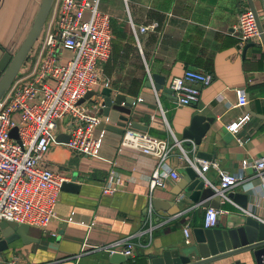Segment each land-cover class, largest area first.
I'll return each instance as SVG.
<instances>
[{
	"label": "crops",
	"instance_id": "1",
	"mask_svg": "<svg viewBox=\"0 0 264 264\" xmlns=\"http://www.w3.org/2000/svg\"><path fill=\"white\" fill-rule=\"evenodd\" d=\"M103 1L101 9L111 15L116 27H121V34L117 36L112 30L111 56L98 72L114 92L135 98L128 122L139 124V128H133L170 143L178 141L189 158L215 161L221 170L235 175L241 172L243 160L264 154V58L259 55L260 40H255V46L243 55L235 30L238 14L249 7L247 0ZM252 2L264 33V0ZM37 3L38 0H0V56L2 49H12L19 43ZM129 19L135 26L157 24L154 29L138 34L141 51ZM34 62L32 54L20 72L31 73L28 66L33 67ZM188 68L210 72L213 76L211 84L200 87L195 104L179 106L173 94L166 95L144 85L147 74L154 72L165 77L168 87L174 77ZM103 87L101 81L92 91ZM238 90L244 91L246 105L253 114L246 105H236ZM117 114L112 111L110 116H104L108 119L104 122L113 124ZM195 115L213 118V122L193 151L192 141L183 137V131ZM244 115L248 118L237 133L226 129L227 124L237 122ZM70 124L69 118L59 120L56 135L68 133ZM101 130L97 127L96 133ZM103 130L98 156L76 154L64 142L56 140L50 145L42 165L67 175V182L78 187L74 191L61 189L55 218L44 230L29 226V242L17 239L10 243L3 252L8 262L3 264H11L12 260L14 264H113L110 253L93 246H106L130 235H136L135 258H125L119 264H149L150 255L165 249L184 248L194 241V230L204 227L205 208L192 203L183 193L179 200L171 194L178 188L177 183L188 166L180 148L173 147L167 159L179 179L168 180L165 187L150 190L149 177L156 159L129 148L119 149L122 134ZM198 151L213 154L214 160L198 156ZM252 174L249 168L248 180L231 191L248 194L247 210L261 217L264 175L259 178ZM204 175L212 183L218 182L215 169H208ZM106 184L116 188L113 194L102 193ZM154 199H173L179 211L168 215L155 210ZM220 208L226 210L218 216L220 225H236L242 220L233 203L225 202ZM69 216L72 221H68ZM185 226L189 228V243L183 234ZM251 257L250 252L235 256L250 263Z\"/></svg>",
	"mask_w": 264,
	"mask_h": 264
},
{
	"label": "built area",
	"instance_id": "2",
	"mask_svg": "<svg viewBox=\"0 0 264 264\" xmlns=\"http://www.w3.org/2000/svg\"><path fill=\"white\" fill-rule=\"evenodd\" d=\"M100 2L54 0L41 35L29 53V56L35 55L33 67L28 66L31 73L23 75L19 71L8 91L0 98V221H13L44 230L55 218L57 199L68 176L43 166L42 161L50 145L55 142L59 120L65 117L71 120L68 129L70 137L64 142L70 151L85 156H98L100 153L104 130L96 133V129L108 119L100 114L97 105L89 101L78 103L99 82L109 87V82L102 80L98 71L111 56L113 33L111 15L100 8ZM129 24L140 50L138 34L154 29L157 24L152 22L135 26L130 19ZM235 30L239 47L260 40L255 15L249 7L238 14ZM61 58L67 61L61 63ZM212 79L210 72L188 68L180 76L174 77L168 87L176 104L186 106L199 100L200 87L211 84ZM246 103L244 91L238 90L236 105L245 106ZM247 118L244 115L237 122L227 124L226 129L237 133ZM13 128L17 130L19 142L10 136ZM237 140L241 143L240 139ZM191 143L195 151V144L193 141ZM173 147L180 148L181 156L188 165L194 167L205 184L215 190L220 197V205L231 202L243 215H252L264 222V214L255 216L226 195L248 180L249 168L253 170V176L263 178L264 154L243 160L241 172L235 175L221 170L215 161L189 158L180 142L170 143L154 137L133 128L130 122L126 123L118 142L119 149L129 148L156 159L149 177L150 190L165 187L168 180L179 179L178 172L167 162ZM210 168L217 172L216 184L204 175ZM262 185L264 187V181ZM115 190L114 186L106 184L102 193L110 195ZM151 211L152 206L149 205V214ZM225 212L221 208H205L204 227H214L218 216ZM68 221H72V216L68 217ZM183 234L185 242L189 243L188 226L183 228ZM135 237L130 235L106 246H93V249L110 254L120 253L127 259H134ZM9 263L14 264L15 260Z\"/></svg>",
	"mask_w": 264,
	"mask_h": 264
},
{
	"label": "water",
	"instance_id": "3",
	"mask_svg": "<svg viewBox=\"0 0 264 264\" xmlns=\"http://www.w3.org/2000/svg\"><path fill=\"white\" fill-rule=\"evenodd\" d=\"M247 1L249 8L255 15L257 28L260 33L261 50L259 55L264 58V33L260 24L261 19L256 13L252 0ZM53 2L54 0H38L33 18L19 43L12 49H2L0 56V98L10 88L28 58L33 45L41 35ZM254 46V42L245 44L241 47L242 54L245 55L246 50ZM144 85L145 87L153 88L155 91H161L166 95L172 94L171 89L165 86V77L158 73H148ZM85 101L99 105V112L102 116L108 117L112 111L118 113L113 124L102 121L98 125L100 129L116 134L123 133L135 104V98L120 92H114L109 87H103L99 91L87 92L78 103ZM246 108L249 113L253 114L249 106L246 105ZM254 115L260 116L256 113ZM212 122L213 118L210 117L193 116L189 126L183 131V137L193 141L196 148H198ZM130 124L132 127L139 128V124L135 122H130ZM10 136L18 141L16 128L10 131ZM69 137V133H59L56 135L55 140L57 142H67ZM197 155L214 160L213 154L198 151ZM196 166L200 169L198 163H196ZM177 186L178 188L171 191V194L177 197L178 200L180 199V194L183 193L185 198L199 207L220 208V197L212 187L205 184L204 179L191 165L185 167ZM77 187V184L64 182L61 189L74 191ZM226 195L239 207L248 208V194L228 191ZM153 207L155 210L165 211L168 215H174L179 211L173 199L168 201L154 199ZM240 214L239 216H241L242 220L239 224L225 226L220 225L221 223L218 221L214 227L195 229L194 241L186 245L187 247L165 249L159 254L150 255L149 264H264V222L252 215ZM28 230L29 226L26 224H17L13 221L5 220L0 221V264L8 262L3 252L8 249L10 243L17 239H20L23 243L29 242ZM245 252L251 253V263L235 258V256ZM190 255H193V258ZM124 261L125 257L120 253H112L110 256V262L113 264H119Z\"/></svg>",
	"mask_w": 264,
	"mask_h": 264
},
{
	"label": "trees",
	"instance_id": "4",
	"mask_svg": "<svg viewBox=\"0 0 264 264\" xmlns=\"http://www.w3.org/2000/svg\"><path fill=\"white\" fill-rule=\"evenodd\" d=\"M110 23H111V27H112L113 33H115V35H117V36H120V34H121V27H119V26L116 27L115 26V21H114L113 18H110Z\"/></svg>",
	"mask_w": 264,
	"mask_h": 264
},
{
	"label": "rangeland",
	"instance_id": "5",
	"mask_svg": "<svg viewBox=\"0 0 264 264\" xmlns=\"http://www.w3.org/2000/svg\"><path fill=\"white\" fill-rule=\"evenodd\" d=\"M102 7H104V1H103V0H101V2H100V8H102ZM66 61H67L66 58H61V59H60V62H61V63H65Z\"/></svg>",
	"mask_w": 264,
	"mask_h": 264
}]
</instances>
